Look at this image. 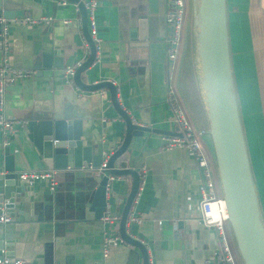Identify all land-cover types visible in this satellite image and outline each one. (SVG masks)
Returning <instances> with one entry per match:
<instances>
[{"label":"crops","instance_id":"1","mask_svg":"<svg viewBox=\"0 0 264 264\" xmlns=\"http://www.w3.org/2000/svg\"><path fill=\"white\" fill-rule=\"evenodd\" d=\"M7 1L20 6V19L50 18L51 21L26 25L15 24L16 18L4 20L9 68L30 70L32 74L10 81L5 89L3 115L18 124L7 147L2 146L0 134V163L7 148L15 174L49 172L54 186L49 190L47 181L43 180L31 186L23 184L9 214L2 210L10 221L0 224V256L28 264H141L134 247L123 243L118 234L132 179L129 176L109 179L104 216H111L110 221L87 219L84 205L94 184L86 183L88 177H77L74 170H48L25 127L27 121L47 119L52 113L59 118L65 105H69L72 120L79 121L82 145L90 146L92 154L101 156V161L104 154L110 156L122 141L124 123L117 117L107 90L87 92L74 86L72 78L70 84L62 81L63 69L73 66L75 71L79 67L76 64L84 62L89 54L76 3ZM61 1L66 4L60 5ZM89 1L96 3L94 22L101 44L95 50L94 61L80 72V82L84 85L112 83L120 109L134 125L150 131L175 134L170 115L172 107L177 106L194 131H202L197 139L211 171H215L209 138L203 133L205 119L190 66L188 0H184L186 18L171 67L165 59L164 43L167 36L164 13L171 8V0H78L82 5ZM226 6L244 134L247 141L244 119L248 118L254 134L252 152L256 162L264 167V0H226ZM13 8L11 13L19 11V7L16 11ZM242 20L246 23L247 40L241 37ZM86 31L88 34L87 17ZM1 61L2 54L0 65ZM237 77L247 100L252 99L251 108L249 112L246 108L244 115ZM247 84L255 88L253 98ZM161 136L148 132L131 137L126 151L114 162V168L133 169L139 179L126 216L125 233L146 248L148 264H203L205 260L214 263L219 254L216 236L199 219L198 170L182 150H164ZM90 173L93 171L87 169L83 175ZM98 180L95 178V182ZM259 180L264 187V171ZM213 181L215 194L219 196L216 173ZM255 185L262 213L257 179ZM129 214L139 217V223L128 221ZM225 228L235 250L229 229ZM105 236L119 241L109 245L106 257H102ZM236 260L241 264L237 254Z\"/></svg>","mask_w":264,"mask_h":264},{"label":"water","instance_id":"2","mask_svg":"<svg viewBox=\"0 0 264 264\" xmlns=\"http://www.w3.org/2000/svg\"><path fill=\"white\" fill-rule=\"evenodd\" d=\"M76 3L83 36L89 48L88 57L73 73L72 83L78 89L94 92L106 89L112 107L124 123V134L119 147L99 169L101 156L93 155L90 146H83L78 130L79 121L72 120L69 105H65L61 117L50 114L47 119L27 121L26 130L39 157L48 170H74L77 177H88L86 183L94 184L89 192L85 217L101 220L106 208V187L112 177L129 176L132 185L123 206L118 234L120 240L134 247L141 264H148L146 248L125 233V220L131 201L137 191L138 175L133 169L114 168V162L126 151L131 137L154 132L173 135L165 131L149 130L132 123L116 101L112 83L102 81L84 85L79 74L94 61L95 49L86 31V13L78 0ZM188 53L196 95L205 119L206 130L213 155L214 168L220 197L224 204L226 223L235 252L241 264H264V220L260 210L255 179L242 125L237 91L233 76L229 45L226 0H188ZM15 7V8H13ZM19 11H16V9ZM11 8L15 9L11 13ZM20 6L0 0V19L21 17ZM1 32V25H0ZM1 57V39H0ZM43 58H48L44 56ZM93 173L83 175L84 170ZM95 178H99L95 182ZM17 180L11 156L5 148L0 163V215L2 210L9 214L14 200L22 191Z\"/></svg>","mask_w":264,"mask_h":264},{"label":"built area","instance_id":"3","mask_svg":"<svg viewBox=\"0 0 264 264\" xmlns=\"http://www.w3.org/2000/svg\"><path fill=\"white\" fill-rule=\"evenodd\" d=\"M59 4L64 6L66 2L61 1ZM83 7L86 11L89 38L94 45V49L98 50L101 44V40L97 36L94 22V10L96 7V3L94 1H89L83 3ZM185 18V1L171 0V8L169 10H166L164 13V25L167 30V36L164 38V43L166 46L165 59L169 67L172 66L177 56L179 41L181 39V30ZM50 21V18H40L39 20H33L29 17H24L23 19L14 21V23L31 25L38 22L48 24ZM63 23L67 24L68 22L64 21ZM0 25L2 54V61L0 65V134L2 146L7 147L11 141L13 133L15 132V125L18 123L15 120L7 119L3 115L5 89L10 81L14 79L26 78L27 76L32 74V71L14 70L9 68L6 58L8 50V40L6 35L7 25L4 23V20L0 21ZM77 66H79V64H76V67ZM74 68L75 67L73 66H66L63 69V83H71ZM170 121L176 127V133L173 135L161 136L162 147L164 150H170L174 148L180 149L194 162L200 177V185L198 191L199 219L204 227L213 230L218 244V259L214 263H210L208 260H205L203 264H238L236 260V254L233 252L225 230V227H227V223L224 204L220 195L217 196L215 194V183L213 181L212 171L208 164L206 154L199 140L197 139V134H201L202 131L195 132L193 127L187 122L186 118L183 115V112L175 105L171 109ZM108 156L109 155L106 154L103 155V160L101 161L98 170H101L105 167V161ZM17 180L19 181V183L25 184L26 186H31L35 181L38 180L47 181L49 190H53L54 186L52 175L49 172H22L17 174ZM101 220L110 221L111 216L105 215L101 218ZM127 220L133 223H139L140 218L129 214ZM9 221L10 219L7 215H0V224H6ZM117 241L119 240L115 237L105 236L103 238V247L101 250L102 257H106L107 247L109 245H115ZM0 264L28 263L20 259H14L8 256L1 255Z\"/></svg>","mask_w":264,"mask_h":264},{"label":"rangeland","instance_id":"4","mask_svg":"<svg viewBox=\"0 0 264 264\" xmlns=\"http://www.w3.org/2000/svg\"><path fill=\"white\" fill-rule=\"evenodd\" d=\"M240 32H241V37L243 39L247 40L248 34H247L246 23H245L244 20H242L240 22ZM250 75H251V80H252V78H253L252 71H251ZM237 78H238V81H237L236 84H238L237 85V89H238L239 101L241 103V107L243 108L242 111H243V115H244L246 108H247V110L249 112V109L251 108L250 104H251V100L252 99L250 101L247 100L246 93L241 88V83L239 82V77H237ZM241 80L243 81V79H241ZM249 87H250L251 95H252V98H253V96L255 94V88L253 87V85L251 86V85L247 84L246 88H249ZM245 103H246V107H245ZM244 128H245V130L247 132V141L246 142H247V146H248L249 159H250L251 168H252V171H253L254 178L257 179V189H258L259 197H260V200H261L262 213H263V216H264V196H263V193L261 191V186L263 187V185L260 183V180H259L261 172L264 171V167L261 165V163H257L256 162L255 156H254V154L252 152V147H253L252 138L254 139V134L252 135V130H251L252 128H251V120L250 119H248V118L244 119ZM212 175H213V178L215 179V171H214V169H212ZM229 242H230V240H229ZM231 247H232V245H231ZM232 249H233V247H232ZM233 252L235 253L234 249H233Z\"/></svg>","mask_w":264,"mask_h":264}]
</instances>
